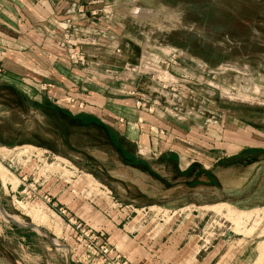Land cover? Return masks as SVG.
<instances>
[{
	"label": "rangeland",
	"instance_id": "obj_1",
	"mask_svg": "<svg viewBox=\"0 0 264 264\" xmlns=\"http://www.w3.org/2000/svg\"><path fill=\"white\" fill-rule=\"evenodd\" d=\"M106 1L125 25L128 61L135 60L143 72L140 96L175 120L219 130L225 139L236 133L245 147L262 151L236 160L212 149L214 143L197 144L212 152L193 157L211 176L197 171L182 176L193 164L187 168L189 160L140 154L137 145L135 155L149 162L155 176L144 166L130 165L103 128L41 108L34 97L0 83V259L77 264L70 255L81 246L77 231L68 213L44 192V180L81 176L111 206L150 208L159 224L177 229L194 218L208 247L235 241L231 264H264V132L235 125L253 120L264 126V60L232 54L238 43L220 31L238 5L231 8L227 0ZM259 2L264 6V0ZM13 218L16 225L46 233L29 228L30 244L23 251L5 233L6 226H15Z\"/></svg>",
	"mask_w": 264,
	"mask_h": 264
},
{
	"label": "crops",
	"instance_id": "obj_2",
	"mask_svg": "<svg viewBox=\"0 0 264 264\" xmlns=\"http://www.w3.org/2000/svg\"><path fill=\"white\" fill-rule=\"evenodd\" d=\"M88 1L93 0H0V83L20 89L29 99L34 97L39 103L47 98L73 114L94 116L122 135H133L131 139L138 145L140 154L157 158L172 154L181 161L189 160L187 168L196 163L194 154L204 151L202 155L206 156L212 153L196 147L197 144L214 143L216 146L212 149L225 150L229 156L253 149L245 147L246 140L236 133L225 139L219 130L213 133L210 128L206 131L191 126L190 122L175 120L158 103L146 98L147 105L154 110L138 108L141 75L124 71L123 65L117 63L109 51L103 57L101 68H75L57 43L70 17L68 12L76 11L80 4ZM106 4L110 3L94 0L90 8L101 9ZM115 12L114 21L118 27L114 34L126 47L122 40L125 25L116 18ZM76 19L90 30L95 27L85 24L82 16L77 15ZM47 28L56 32L54 43L46 40ZM128 90L134 91L135 95L128 94ZM71 97L83 103L85 109L79 110L69 103ZM120 118L125 120L124 124L118 122ZM44 184V192L55 205L99 232L104 240L122 252L130 264L232 263L228 257L235 241L222 240L208 247L207 242H203L205 234L197 230L194 218L182 222L177 229L175 224H159V218L150 217V213L137 212L127 206H111L102 196H97L88 179L85 181L81 176H74L69 181L48 177ZM13 223L15 226H6L5 233L24 251L30 244L31 229L16 225L14 220ZM5 261L0 259V264H18Z\"/></svg>",
	"mask_w": 264,
	"mask_h": 264
},
{
	"label": "built area",
	"instance_id": "obj_3",
	"mask_svg": "<svg viewBox=\"0 0 264 264\" xmlns=\"http://www.w3.org/2000/svg\"><path fill=\"white\" fill-rule=\"evenodd\" d=\"M93 3L94 0L88 1V3L80 4L76 11L68 12L70 17L66 20L65 31L57 43L58 47L66 53L72 65L81 70L101 68L106 51L111 52L114 58L129 56L130 53L128 48L122 47L117 35L114 34V29L118 27V24H115L114 21L112 5L106 4L101 9H92L90 7ZM77 15L84 17L83 22L85 24L89 26L95 25V27L90 30L82 26L79 20L76 19ZM45 33L46 40L49 43H54L57 37L56 32L47 28ZM127 61L128 58L121 63L124 71L131 74H143L138 66ZM127 93L135 95L134 91H127ZM69 103L75 105L79 110L85 109V105L78 102L75 98L71 97ZM136 106L138 108H148L149 111L154 110L147 105L144 96L138 99ZM118 122L124 124L125 120L120 118ZM107 194L112 195L109 191ZM107 198L109 199L110 197L107 196ZM59 210L63 211L61 208ZM137 212L144 214L153 213L150 208H143ZM63 213L67 212L63 211ZM68 221L77 231L76 237L81 244L80 249L72 250L70 253L71 259L77 264H130L122 252L108 240H104L99 232L73 217H70Z\"/></svg>",
	"mask_w": 264,
	"mask_h": 264
},
{
	"label": "trees",
	"instance_id": "obj_4",
	"mask_svg": "<svg viewBox=\"0 0 264 264\" xmlns=\"http://www.w3.org/2000/svg\"><path fill=\"white\" fill-rule=\"evenodd\" d=\"M238 5V10H231V13L228 15L225 21H227V25L221 28V33L225 35V37H229L235 42L238 43L235 46V49H231L230 52L232 54L239 53L243 57L249 60H264V6L260 4L259 0H237V2L233 3L229 0L226 1V5H230L235 7ZM125 48V46H122ZM129 56H122L120 58H113L115 61H126ZM37 104L44 109H50L56 113H60L67 117L72 121H80L87 126H99L103 128L109 138V141L115 145V147L121 152L122 156L126 161L129 162L130 165L134 167L147 169L151 174L157 176L149 166V162L144 160L143 158L137 157L136 147L137 144L133 142L131 139V134L122 135L121 132L116 130L114 127L108 125H104L94 116L81 113V114H73L66 107L58 105L50 101L49 99H44L42 102H37ZM241 124H235L237 126H249L256 130L264 132V126L256 124L253 120L250 121H240ZM134 151H130L131 149ZM261 149H247L246 152L241 153L237 156H234V159H243V156L250 155L251 153L261 152ZM161 159H173L178 160V156L168 154L163 155ZM186 172L180 173L182 176L191 175L192 172L197 171L198 174H205L207 176H211L209 170L203 168L201 164L194 163L190 168H188Z\"/></svg>",
	"mask_w": 264,
	"mask_h": 264
},
{
	"label": "bare ground",
	"instance_id": "obj_5",
	"mask_svg": "<svg viewBox=\"0 0 264 264\" xmlns=\"http://www.w3.org/2000/svg\"><path fill=\"white\" fill-rule=\"evenodd\" d=\"M3 178H4V177H3ZM246 214H247V213H246ZM44 216H45V215H44ZM13 220L16 221V219H14V218H13ZM57 225H58V224H57ZM57 225L55 226L56 230L58 229L59 232H61L60 229H59V226H57ZM34 227H35V226H34ZM35 229L37 230V229H40V228H36V227H35ZM39 232H40V231H39ZM40 233H42V232H40ZM57 233H58V232H57ZM64 248H65V247H64Z\"/></svg>",
	"mask_w": 264,
	"mask_h": 264
},
{
	"label": "water",
	"instance_id": "obj_6",
	"mask_svg": "<svg viewBox=\"0 0 264 264\" xmlns=\"http://www.w3.org/2000/svg\"><path fill=\"white\" fill-rule=\"evenodd\" d=\"M28 228H35V227H32V226H28ZM38 231H40V232H42V233H46V231L45 230H43V229H37ZM69 264H70V261H69Z\"/></svg>",
	"mask_w": 264,
	"mask_h": 264
}]
</instances>
